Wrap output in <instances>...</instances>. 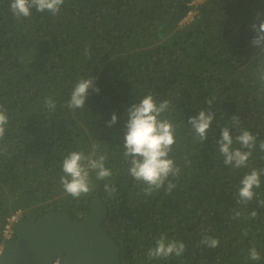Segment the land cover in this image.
Wrapping results in <instances>:
<instances>
[{
  "label": "trees",
  "instance_id": "trees-1",
  "mask_svg": "<svg viewBox=\"0 0 264 264\" xmlns=\"http://www.w3.org/2000/svg\"><path fill=\"white\" fill-rule=\"evenodd\" d=\"M192 1L64 0L56 15L33 8L17 18L10 0H0V105L8 116L0 139V237L17 209L31 222L49 211L78 221L97 194L121 264H264V175L254 198L237 202L242 176L264 169V42L251 43L264 0ZM80 78H92L99 91L89 88L85 107L69 109ZM149 94L157 104L169 101L160 118L175 126L169 158L180 173L146 195V185L128 174L123 143L127 109ZM201 110L214 114L203 141L188 123ZM225 126L234 148L240 127L256 137L247 167L223 163L217 141ZM93 145L112 175L97 180L90 170V191L73 198L59 182L62 161L71 151L88 155ZM161 235L182 242L183 254L149 259ZM205 236L218 245L201 244ZM253 247L259 260L249 259Z\"/></svg>",
  "mask_w": 264,
  "mask_h": 264
},
{
  "label": "clouds",
  "instance_id": "clouds-1",
  "mask_svg": "<svg viewBox=\"0 0 264 264\" xmlns=\"http://www.w3.org/2000/svg\"><path fill=\"white\" fill-rule=\"evenodd\" d=\"M64 0H10V11L17 18L30 16L34 8L37 12H50L56 15L60 11ZM253 30L257 35L251 40L253 45L259 46L264 42V19L259 24L253 23ZM89 88L98 92L99 89L94 87L92 78H80L76 81L70 92V98L66 102L69 109H78L85 107V99L88 95ZM213 99H215L213 97ZM46 107L52 109L55 102L51 98L44 101ZM212 104V99L206 101ZM169 108V101L164 100L157 104L152 95H145L139 103H133L128 109V119L126 121V133L124 135L123 155L127 160L131 157V166L128 167V174L136 181L142 182L146 187L142 190L146 195H151L153 191L159 190L165 183V180L171 174L178 177L180 169L175 166L169 153L172 145L175 144V126L168 119H161V114ZM117 117L112 115L109 125L115 123ZM214 119V114L210 110H201L198 115L190 116L188 123L194 129L195 135L200 141L207 138L208 130ZM233 124L240 125V119L234 115ZM8 116L6 110L0 105V139L5 135ZM239 134L235 136V141L239 147H233V136L227 126L221 128L219 153L223 156V163L234 168L247 167L249 157L256 145V137L251 132L239 128ZM259 147L264 152V140L259 142ZM247 149L242 151L241 149ZM92 152L85 155L83 151H71L63 159L61 168L63 175L60 177V184L63 190L73 198H79L82 194L90 191L89 179L90 170L95 171L97 180H104L112 175L110 169L105 167L106 155L96 156V145L92 146ZM95 157V158H94ZM264 175V169H252L245 173L240 180L238 189V203L247 204L254 196V188L260 187V177ZM176 187L175 184L169 183L168 189ZM105 192L111 194L115 192V187L109 188L104 186ZM264 204V201H260ZM250 215L254 218L257 213L252 211ZM240 212L235 213L234 218H238ZM247 235V232L243 233ZM201 244L215 248L219 241L215 238L205 236L200 241ZM185 250L182 242L167 240L161 235L155 240L152 248L148 249L147 256L149 259L168 258L171 255L181 256ZM249 259L256 261L260 259V254L253 247L249 249Z\"/></svg>",
  "mask_w": 264,
  "mask_h": 264
},
{
  "label": "water",
  "instance_id": "water-1",
  "mask_svg": "<svg viewBox=\"0 0 264 264\" xmlns=\"http://www.w3.org/2000/svg\"><path fill=\"white\" fill-rule=\"evenodd\" d=\"M107 209L97 194L89 212L74 221L61 211H49L31 222L21 217L14 238L6 241L0 264H121L118 243L102 225Z\"/></svg>",
  "mask_w": 264,
  "mask_h": 264
},
{
  "label": "built area",
  "instance_id": "built-area-1",
  "mask_svg": "<svg viewBox=\"0 0 264 264\" xmlns=\"http://www.w3.org/2000/svg\"><path fill=\"white\" fill-rule=\"evenodd\" d=\"M205 0H193L192 2L200 3ZM20 210H15L11 212L6 218L3 224L2 233L0 237V255L4 250V245L6 241L12 240L14 238V226L21 218ZM49 264H60L59 259L55 257L53 260L50 261Z\"/></svg>",
  "mask_w": 264,
  "mask_h": 264
}]
</instances>
